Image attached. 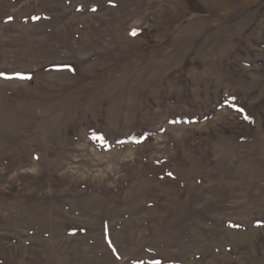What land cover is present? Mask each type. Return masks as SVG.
<instances>
[{"label":"rangeland","instance_id":"1","mask_svg":"<svg viewBox=\"0 0 264 264\" xmlns=\"http://www.w3.org/2000/svg\"><path fill=\"white\" fill-rule=\"evenodd\" d=\"M0 264H264V0H0Z\"/></svg>","mask_w":264,"mask_h":264},{"label":"snow or ice","instance_id":"2","mask_svg":"<svg viewBox=\"0 0 264 264\" xmlns=\"http://www.w3.org/2000/svg\"><path fill=\"white\" fill-rule=\"evenodd\" d=\"M133 34H135V33H133ZM239 111H243L242 109H240ZM246 119H247V117H245ZM169 175H171V173H169Z\"/></svg>","mask_w":264,"mask_h":264}]
</instances>
